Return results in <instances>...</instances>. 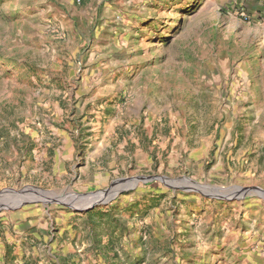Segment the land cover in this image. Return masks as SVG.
Segmentation results:
<instances>
[{"label": "rangeland", "instance_id": "374dc122", "mask_svg": "<svg viewBox=\"0 0 264 264\" xmlns=\"http://www.w3.org/2000/svg\"><path fill=\"white\" fill-rule=\"evenodd\" d=\"M181 178L264 191V0H0V191L53 193L0 264H264L263 194Z\"/></svg>", "mask_w": 264, "mask_h": 264}, {"label": "water", "instance_id": "95a60500", "mask_svg": "<svg viewBox=\"0 0 264 264\" xmlns=\"http://www.w3.org/2000/svg\"><path fill=\"white\" fill-rule=\"evenodd\" d=\"M151 177H144V176H137V177H132V178H119L115 179L111 182L110 188L104 191H96V192H90L86 194H80L78 196L84 198L89 194H101V193H111L114 195L118 194L119 192H122L123 190H128L130 188H133L137 182L139 181H148L150 180ZM167 182H171L174 185H182L179 184L176 179H167L165 178ZM181 182H184L185 180H189L190 184H186L185 187L188 189H194L199 191L205 196L208 197H223V198H236L240 196H244L245 194L248 193V191L255 190L257 192H261L264 196V191L259 189V188H238L231 196H222L221 192L219 191L218 187L211 186V185H205V184H198L188 178H181ZM193 184V185H192ZM196 184V185H195ZM184 186V185H182ZM25 193H30L34 197H42L41 199L42 202H47L51 200L53 193L50 191H45L41 190L39 188H29L27 191L26 190H20V191H15L12 189H4L0 191V210L2 209H9L13 208L19 205V202L21 201V197ZM111 199V198H110ZM95 203H90L89 205L85 206L84 209H89L91 208Z\"/></svg>", "mask_w": 264, "mask_h": 264}, {"label": "bare ground", "instance_id": "6f19581e", "mask_svg": "<svg viewBox=\"0 0 264 264\" xmlns=\"http://www.w3.org/2000/svg\"><path fill=\"white\" fill-rule=\"evenodd\" d=\"M90 195H91V199H90L89 203H95L96 204V202L102 201L100 194H89L87 196H90Z\"/></svg>", "mask_w": 264, "mask_h": 264}]
</instances>
